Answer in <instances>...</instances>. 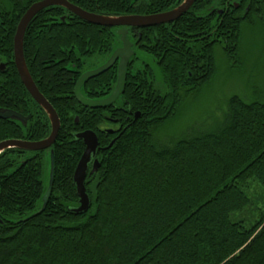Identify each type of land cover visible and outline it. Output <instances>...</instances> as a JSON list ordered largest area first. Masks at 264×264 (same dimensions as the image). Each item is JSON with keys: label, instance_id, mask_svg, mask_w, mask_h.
<instances>
[{"label": "trees", "instance_id": "1", "mask_svg": "<svg viewBox=\"0 0 264 264\" xmlns=\"http://www.w3.org/2000/svg\"><path fill=\"white\" fill-rule=\"evenodd\" d=\"M36 1L0 0V59L7 64L0 108L31 115L26 123L0 118V142L39 141L51 133L14 61L17 26ZM71 1L119 16L160 13L183 0ZM259 22L264 0H196L172 23L129 28L135 52L125 91L114 104L89 108L76 98L77 81L122 45L118 27L89 23L63 6L38 13L26 30L24 53L61 128L48 150L12 148L0 155V264H264V213L254 221L240 216L252 205L249 183L264 187V97L233 95L213 131L168 142L157 136L184 98L217 73L216 47L236 65L243 26ZM144 53L159 77L140 58ZM117 77L114 66L90 79L82 94L107 98ZM85 130L98 135L101 166L86 178L89 210L76 214L74 173L85 150L76 134ZM52 150L53 191L44 206Z\"/></svg>", "mask_w": 264, "mask_h": 264}, {"label": "water", "instance_id": "2", "mask_svg": "<svg viewBox=\"0 0 264 264\" xmlns=\"http://www.w3.org/2000/svg\"><path fill=\"white\" fill-rule=\"evenodd\" d=\"M195 0H184L180 5L172 8L170 10L155 13V14H135V15H121V16H110L104 14L92 13L83 8L75 5L68 0H43L39 3L32 5L27 12L21 18L17 30L14 36V57L15 64L20 75L22 82L25 87L34 98V100L44 109L47 113L51 122V133L50 135L39 141H27L19 139H8L0 142V155L6 150L12 148H19L28 151H42L50 149L55 143L59 130L61 128L60 117L54 108V106L49 102V100L42 94L39 90L37 84L35 83L24 53V38L26 30L32 21V19L45 7L60 5L64 6L73 12L75 15L79 16L83 20L97 24L101 26L108 27H125L119 30L121 35V40L123 43L122 47H119L114 51L110 59L102 66L87 71L80 76L75 87V95L78 101L89 108H105L113 104L119 96H121L125 91L128 65L130 58L134 55L133 43L127 38L128 30L126 27L135 28H146L157 26L161 24L172 23L178 20L183 14H185L194 4ZM222 12V11H220ZM119 60L118 66V81L113 93L104 99L93 100L85 97L82 94V87L92 78L101 75L102 73L109 70L116 61ZM5 65L1 64L0 68L4 69ZM136 118L140 117V113H136ZM0 118L1 119H16L23 123H26L31 115L25 116L15 110L0 108ZM78 122V119H77ZM78 139L83 140L85 144V150L76 166L74 173V183L76 185L77 194L79 197V205L74 207L72 210L76 214H82L89 210L91 206V198L86 189V178L88 174L96 173L101 162L97 158L98 150L100 148L99 138L95 131L85 130L76 134ZM93 162L92 168L90 165ZM55 174V154L51 151V171H50V183L47 192L43 196L44 206L47 205L53 191Z\"/></svg>", "mask_w": 264, "mask_h": 264}, {"label": "rangeland", "instance_id": "3", "mask_svg": "<svg viewBox=\"0 0 264 264\" xmlns=\"http://www.w3.org/2000/svg\"><path fill=\"white\" fill-rule=\"evenodd\" d=\"M215 55L217 73L204 87L184 98L178 115L158 130L157 136L161 141L168 142L215 130L224 121L229 99L233 95L245 99H251L254 95L264 97V23L243 26L241 61L236 65L228 61L219 45ZM139 56L154 67L159 77L160 71L153 58L145 53ZM247 191L252 205L240 216L254 221L264 213V187L252 181Z\"/></svg>", "mask_w": 264, "mask_h": 264}, {"label": "flooded vegetation", "instance_id": "4", "mask_svg": "<svg viewBox=\"0 0 264 264\" xmlns=\"http://www.w3.org/2000/svg\"><path fill=\"white\" fill-rule=\"evenodd\" d=\"M40 1H41V0H40ZM68 1L71 2V3H73V4H75V5H78V4L74 3V2H72L71 0H68ZM183 1H184V0H183ZM183 1H182V2H183ZM36 2H38V1H36ZM182 2H180L178 5H180ZM195 2H196V0H195ZM195 2H194V4H195ZM34 3H35V2H34ZM34 3H33V4H34ZM234 3L238 5V2H234ZM194 4H193V5H194ZM178 5H177V6H178ZM193 5H192V6H193ZM53 6H60V5H53ZM78 6H79V5H78ZM49 7H50V6H49ZM63 7H64V6H63ZM79 7H80V6H79ZM46 8H48V7H46ZM46 8H45V9H46ZM64 8H66V7H64ZM174 8H175V7H174ZM191 8H192V7H191ZM191 8H190V9H191ZM66 9H67V8H66ZM190 9H189V10H190ZM43 10H44V9H43ZM67 10H68L69 12H71L69 9H67ZM84 10H85V9H84ZM189 10H188V11H189ZM87 11H89V10H87ZM188 11H187V12H188ZM89 12H91V11H89ZM187 12H186V13H187ZM71 13H73V12H71ZM92 13H96V12H92ZM186 13H185V14H186ZM73 14H74V13H73ZM97 14H99V13H97ZM126 15H130V14H126ZM131 15H132V14H131ZM133 15H135V14H133ZM141 15H145V14H141ZM183 15H184V14H183ZM183 15H182V16H183ZM110 16H112V15H110ZM119 16H121V15H119ZM62 19L64 20V19H65V16H63ZM81 19H82V18H81ZM161 25H162V24H161ZM100 26H101V25H100ZM157 26H158V25H157ZM105 27H108V26H105ZM152 27H153V26H152ZM122 28H125V27H118V30H117V31H118V34H119V30L122 29ZM129 28H135V27H126V29L128 30L127 38L131 41V39L128 37V35H129ZM146 28H148V27H146ZM140 29H143V28H137L136 30H140ZM119 35H120V34H119ZM120 37H121V35H120ZM121 41H122V40H121ZM131 42H132V41H131ZM132 43H133V42H132ZM122 46H123V43H122V45L119 46V47H122ZM133 46H134V43H133ZM119 47H118V48H119ZM118 48H117V49H118ZM133 50H134V49H133ZM134 52H135V51H134ZM111 56H112V55H111ZM132 57H133V56H132ZM132 57H131V58H132ZM131 58H130V60H129V64H130ZM109 59H110V58H109ZM109 59H108V60H109ZM108 60H107V61H108ZM14 61H15V57H14ZM107 61H106V62H107ZM106 62H105V63H106ZM105 63H104V64H105ZM1 64L5 65V67H4V69H1V68H0V72H5V70L7 69V64L4 63V62L0 59V65H1ZM102 65H103V64H102ZM102 65H101V66H102ZM114 66H117V68H118V66H119V60H117L116 63H115L111 68H113ZM99 67H100V66H99ZM97 68H98V67H97ZM111 68H110V69H111ZM128 68H129V65H128ZM95 69H96V68H95ZM110 69H109V70H110ZM91 70H93V69H91ZM109 70H107V71H109ZM88 71H90V70H88ZM107 71H106V72H107ZM86 72H87V71H86ZM84 73H85V72H84ZM84 73H83V74H84ZM102 74H103V73H102ZM127 78H128V73H127ZM117 81H118V77H117ZM159 81H160V80H159ZM126 82H127V80H126ZM160 82H161V81H160ZM23 84H24V83H23ZM116 85H117V83H116ZM116 85H115V88H116ZM115 88H114V90H115ZM125 88H126V86H125ZM118 98H119V97H118ZM113 104H114V103H113ZM92 165H93V162H92L91 165H90V169L92 168Z\"/></svg>", "mask_w": 264, "mask_h": 264}, {"label": "bare ground", "instance_id": "5", "mask_svg": "<svg viewBox=\"0 0 264 264\" xmlns=\"http://www.w3.org/2000/svg\"><path fill=\"white\" fill-rule=\"evenodd\" d=\"M41 1H43V0H41ZM41 1L35 2L34 4L39 3V2H41ZM34 4H32V5H34ZM32 5H31V6H32ZM31 6H30V7H31ZM30 7H29V8H30ZM48 7H49V6H48ZM45 8H46V7H45ZM45 8H44V9H45ZM26 12H27V11H26ZM26 12H25V13H26ZM40 12H41V11H40ZM40 12H39V13H40ZM22 17H23V16H22ZM30 23H31V22H30ZM42 94H43V93H42ZM43 95H44V94H43ZM44 96H45V95H44ZM45 97H46V96H45ZM46 192H47V191H46Z\"/></svg>", "mask_w": 264, "mask_h": 264}]
</instances>
